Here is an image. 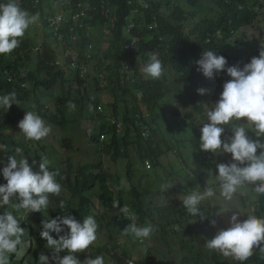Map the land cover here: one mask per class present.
I'll use <instances>...</instances> for the list:
<instances>
[{"label":"trees","instance_id":"1","mask_svg":"<svg viewBox=\"0 0 264 264\" xmlns=\"http://www.w3.org/2000/svg\"><path fill=\"white\" fill-rule=\"evenodd\" d=\"M16 2L30 15H38L42 28L36 22L31 24L24 37L20 38L19 47L10 54L0 55V96L15 92L18 101L8 110L0 106V184L6 183L2 169L9 156L13 155L17 160L27 159L33 172L39 171L41 157H46L50 161L49 170L59 173L56 181L71 193V199L65 198V201L72 204L81 201V205L87 208L88 216H93L99 227L94 215L95 206L103 207L111 216L116 188L122 190L118 178H115L118 171L115 170L113 175L105 172L102 156L112 163L122 158L128 159L123 167H126L130 189L124 194L123 191L118 192V202H123L125 198L133 200L137 192L138 204L134 210L136 216L141 217L143 226L153 224V215L149 212L152 193L149 184L144 186V180L150 182L154 173L158 175L157 182L160 184L158 194L165 196V203H169L168 209L174 218L182 223L192 216L186 212L182 199L188 191L191 193L199 191V186H210L198 173L205 159L213 168L216 164L213 154L199 150L200 126L194 115L187 113L193 109V113L203 114L212 102L219 99L223 83L231 79L225 72L208 79L196 71L195 61L205 50H212L223 55L229 66L243 67L250 62L229 52L226 43L238 30L260 21L264 16V0ZM57 2H64V8L69 12L60 31L63 40L58 39L46 21L48 11L52 10V5L57 6ZM81 12L82 16L75 20L72 18ZM87 30L91 32L90 37L86 36ZM89 44L93 49L90 59H87L83 53ZM75 46L80 51H71ZM149 53L156 54L164 67V75L158 80L145 79L140 71L148 61ZM81 60L91 63V72L78 75L72 62ZM23 83L27 84L22 87ZM198 88L207 91L200 95ZM69 102L77 105L75 110L69 109ZM89 105H92V111H89ZM24 110L38 114L46 124L59 126L66 133L72 131L78 136H86L89 138L86 144L92 147L93 154L98 155L100 160L97 163L80 157H70L66 163L55 160L47 152L48 145L43 139L27 140L20 132L18 122L23 119ZM110 117L135 119L136 124L130 120L134 130L126 134L123 143L117 141V137H113V141L100 140L103 130L110 127ZM246 130L249 136L255 138L251 129ZM230 135L231 128L222 139ZM67 138L70 141L75 139L73 135ZM172 141L181 143L187 149V156L193 152L196 164L190 165L187 156L179 157L180 147L171 146ZM129 148L139 156L130 159ZM17 149L20 151L17 152ZM176 159L180 161V171L166 169ZM230 159L231 154H228ZM146 160L150 161V169L145 167ZM101 180L104 183H100ZM87 190H92L95 196L94 205L82 200ZM172 195L176 196V200ZM216 198L217 193L211 203ZM54 199L56 202L64 200L60 195H54ZM17 202L11 200L0 208V214L12 212L20 226L25 228V233L34 236L28 243V253L33 257V263L38 264L40 253H52L40 237L43 230L41 221L47 211H17L12 206ZM120 206H123L122 203ZM146 206L148 212L144 209ZM262 206L264 209V198ZM199 208L204 215L209 206L200 204ZM52 235L58 239L55 233ZM183 237V242L187 243L186 236ZM166 248L165 244L156 247L149 264H157ZM15 254L10 257V264H16L13 260ZM66 254L60 253L63 256ZM75 255L81 261L86 258L81 253ZM99 256H103L104 261L111 259L108 252ZM136 263L142 264L140 261ZM243 264H264V253L253 252Z\"/></svg>","mask_w":264,"mask_h":264},{"label":"clouds","instance_id":"2","mask_svg":"<svg viewBox=\"0 0 264 264\" xmlns=\"http://www.w3.org/2000/svg\"><path fill=\"white\" fill-rule=\"evenodd\" d=\"M263 18L264 16L260 21ZM37 20L38 15H30L21 9L16 0L0 3V55L10 54L19 47L20 38L24 37L29 26ZM262 32L259 55L249 59L250 62L243 67L229 66L223 55L212 50H205L201 58L195 61L196 71L201 72L204 77L212 79L225 72L231 79L223 83L219 99L212 102L211 107L203 114L193 113V109L188 112L195 119L204 116L202 123L196 119L201 133L198 147L202 152L213 154L216 166L213 168L210 161L205 159L204 165L209 167V174H213L215 180H206L204 177L210 186H199V191H188L183 197L182 204L192 216L182 223L169 211L165 196L154 195L151 197L149 210L153 215V224L143 226L141 217L136 216L134 210L138 204L136 192L133 200L125 198L120 202L123 206L118 202L119 195V198H114L111 216L103 207L96 205L94 215L100 224L98 227L94 217L88 216L87 208L81 205V201L75 204L65 201V198L71 199L72 196L68 197L64 186L56 181L55 177L59 173L49 170L50 161L46 157H41L38 172H33L25 158L17 160L13 155L7 158V164L2 169L6 183L0 184V208L15 199L19 202L12 206L17 211H47L45 219L41 221L43 230L40 237L46 241L45 247L51 249L52 253L51 257L48 256L49 253H40L38 264H137V261L149 264L154 249L161 244L167 245V248L162 257L158 258L157 264H243L253 252L264 253V139H261L264 138V31ZM58 39L63 40V36ZM92 49L86 45L83 54L87 59H90ZM73 63L76 64L78 75H84L89 70L91 72V63L82 60ZM82 67H86L85 72ZM140 71L145 79L158 80L164 75L162 62L154 53L148 54V61ZM24 84L27 83H23L22 87ZM206 91L204 88L197 89L200 95H204ZM17 103L15 92L0 96V106L6 110ZM68 107L75 110L77 105L69 102ZM92 110V105H89V111ZM99 111H102L100 107ZM109 120L110 127L103 130L100 140L113 141V137H117V141L123 143L126 141L123 139L126 134L134 130L131 121L136 124L134 118L124 120L110 117ZM18 128L25 139L33 141L42 140L52 131L51 126L46 125L32 111H26L23 119L18 122ZM230 128L231 135L222 139L223 135L230 132ZM246 129H251L255 138L249 136ZM49 148L50 146L47 152H50ZM228 154H231L230 160ZM145 167L151 168L149 160L145 161ZM198 173L201 174L200 171ZM115 178L122 185L123 194L126 193L128 190L121 183L118 173ZM248 185L256 199L254 215L248 214L245 219H241L245 215L237 209H220L215 213L220 195L225 201H232L234 195L238 196L245 205L247 201L238 190ZM214 187L217 198L211 203L215 195ZM54 195H60L64 200L56 202ZM171 197L176 200L175 195ZM49 200L54 204L47 209ZM82 200L94 205L95 196L93 193H84ZM200 204L209 206L204 215L199 208ZM75 206L78 207L77 211H74ZM144 209L148 212L147 206ZM229 211H232L229 221H225L226 224L222 221L218 223L216 215L223 216ZM110 226L115 227V235L106 234ZM96 234L105 236V240L95 243ZM183 236H186L187 243L183 242ZM32 237L34 236L30 233H25V228L20 226L12 212L0 214V264H10L13 253H16L13 259L16 264H34L33 257L28 253V243L32 241ZM61 252L67 254L63 256L60 255ZM84 252L86 258L81 261L75 254ZM105 252L113 260L104 261V257L99 256ZM27 256L32 261L26 262ZM50 260L54 263H50Z\"/></svg>","mask_w":264,"mask_h":264},{"label":"rangeland","instance_id":"3","mask_svg":"<svg viewBox=\"0 0 264 264\" xmlns=\"http://www.w3.org/2000/svg\"><path fill=\"white\" fill-rule=\"evenodd\" d=\"M0 1H2V0H0ZM36 24L41 26V24L38 22V20L36 21ZM41 28H42V26H41ZM261 30L264 31V18L259 22L255 21L252 26H248L247 28L244 27V28L238 30L227 41V43H226L227 50L233 54L240 55V56L247 58V59H251L254 56H258L259 55V49L261 46V43H260V41H261V37H260ZM45 31H49V30L45 29ZM71 51L77 52V51H80V48L78 46H75L73 49H71ZM121 108L123 109L124 107L121 106ZM24 111L26 113L27 110H24ZM187 114H189V113H187ZM187 114L185 116H187ZM194 119H195V117H194ZM196 119L202 123L204 116L196 117ZM190 121H192V120H190ZM44 122H45V120H44ZM46 125H48V124H46ZM51 128H52L51 133L47 137L43 138V140H44L45 145L50 146V148H49L50 153L56 158L55 160H61V162L63 161V163H66V159L69 157H72V158L80 157L82 160L93 162V163H97L100 160V157L98 155L93 154L94 151H93L92 147L90 145L86 144V142H88V139H89L86 136H84V137H83V135L78 136L76 133H73L72 131H69V132L67 131V133H66L59 126L53 125V126H51ZM71 135H73L75 137V139L72 141H70L67 138V137L70 138ZM62 144L65 146V148ZM171 144L173 146L180 147V156L179 157H183V156L186 157L187 156V154H188L187 149L181 143L179 145V144H176L175 142L172 141ZM39 154H40V151H39ZM86 154H87V156H86ZM137 156H139V155L136 153V151L132 148H129L130 159H133ZM118 159H120V161L116 160L115 163H112L111 160L107 161L106 157L102 156V161L105 162V163H103L104 167H106L105 172L112 175L114 173V171L117 170L118 171L117 173H118V176L120 177L121 183L126 187L127 190H129L130 189V182H129L128 174L125 173L126 167H123L128 163V159H122V158H118ZM186 160L188 161V163L190 165L196 164L193 152H191V154L186 157ZM179 162L180 161L177 159L173 160L171 167L170 168L167 167V169H171L172 171H180ZM58 165L61 166L62 164H58ZM95 170L98 171L97 169H95ZM209 170L210 169L208 166L202 164V166L200 168V173L203 174V176L206 178V180L214 181L215 177L213 174H209ZM212 173H214V172H212ZM157 177H158V175L156 173H154V176L151 178L150 182L147 180H144V186L147 187V185L149 184L152 196L159 195L158 191H159L160 185L158 182H156ZM100 183H104V181L101 180ZM107 183H109V182H107ZM213 189H214V192L217 193V190L215 189V187ZM64 190H65V192H67L66 195L68 197H70L71 193L68 192V190H66V189H64ZM122 191L123 190H119L118 188H116V193L114 195V198L115 199L119 198L118 192H122ZM218 192L220 195L219 188H218ZM238 192L247 201V203L245 205L242 203V201L240 200V198L238 196L234 195L232 201H225L223 199V197L220 195V203L218 201L219 205H218L215 213L220 209H223L225 211H227L229 209H233L232 211L239 210L243 215H245V217H241V219H245L246 215H248V214L254 215L257 204L255 202L256 199H255L254 192L251 189V187L248 185V186L243 187L240 190H238ZM84 193L90 194V193H92V190L84 191ZM76 203H79V201ZM148 203H150V201ZM53 204H54V202H51L49 200V205H48L47 209H49L51 206H53ZM77 210H78V207L75 206L74 211H77ZM232 211L226 212L223 216L216 215L217 216L216 218L218 219V223H221V221L224 223H225V221L228 222L231 215H232ZM228 227H229V225H228ZM106 234L115 235L116 234L115 227H113V226L108 227ZM156 235L159 236L158 234H156ZM96 236H97V239H96L95 243H100L103 240H105V238H104L105 236L102 237L99 234H96ZM100 237H102V238H100ZM88 253L91 254L90 252H88ZM81 254L84 255L85 252L81 253ZM48 256L51 257V254ZM19 258H20V254H19ZM30 261H32V259L29 256H27L26 262H30ZM50 263H54V261L50 260Z\"/></svg>","mask_w":264,"mask_h":264},{"label":"built area","instance_id":"4","mask_svg":"<svg viewBox=\"0 0 264 264\" xmlns=\"http://www.w3.org/2000/svg\"><path fill=\"white\" fill-rule=\"evenodd\" d=\"M57 6H51L50 9L48 11V15H47V24L49 26V28L54 32V34L58 37V38H62V33L60 32L63 28L64 23L66 22V18L67 16H69V12L64 8L65 7V3L64 2H57L56 3ZM83 15V12L76 14L74 16H72V18L75 20L76 18L80 17ZM71 30H73V28H71ZM86 36L90 37V31L87 30L86 32ZM89 48H93L92 44L88 45ZM72 66H76L75 63L72 64ZM85 66V65H82ZM83 72L86 71V67H82Z\"/></svg>","mask_w":264,"mask_h":264}]
</instances>
